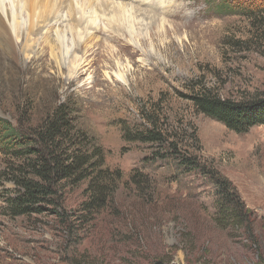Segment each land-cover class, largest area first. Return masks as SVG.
<instances>
[{
  "label": "rangeland",
  "instance_id": "obj_1",
  "mask_svg": "<svg viewBox=\"0 0 264 264\" xmlns=\"http://www.w3.org/2000/svg\"><path fill=\"white\" fill-rule=\"evenodd\" d=\"M185 2L178 17L142 15L132 28L99 19L77 48L72 76L70 55L55 59L43 40L42 59L0 46V117L32 125L60 102L74 103L107 166L122 171L100 208L87 204L84 181L64 190L61 208L19 215L5 172L14 161L0 150V264H264V125L235 132L190 99L205 89L237 100L264 92V28L222 9V0ZM67 23L53 24L51 36L63 29L71 38ZM149 120L233 183L242 227L220 221L208 176L163 158L157 144L126 138Z\"/></svg>",
  "mask_w": 264,
  "mask_h": 264
},
{
  "label": "trees",
  "instance_id": "obj_2",
  "mask_svg": "<svg viewBox=\"0 0 264 264\" xmlns=\"http://www.w3.org/2000/svg\"><path fill=\"white\" fill-rule=\"evenodd\" d=\"M222 2L225 3L222 9L228 7V11L248 16L264 28V0ZM190 99L198 112L215 118L235 132H247L253 126L264 125V92L237 100L205 89L191 95ZM148 122L145 130L135 135L126 134V138L132 142L157 144L159 149H165L163 158L170 155L182 168L208 176L220 195L217 202L220 221L242 227L244 207L237 192L233 193L236 191L233 183L215 167L202 163L197 155L182 152L181 144L159 129L158 122ZM0 150L14 161L5 172L16 188L10 203L19 215L43 213L51 210L49 206L61 208L64 190L84 181H87V204L100 208L116 191L122 178L121 169L107 166L103 146L80 124L79 111L68 101L54 106L37 124L14 125L0 117ZM140 176L136 172L132 179Z\"/></svg>",
  "mask_w": 264,
  "mask_h": 264
},
{
  "label": "bare ground",
  "instance_id": "obj_3",
  "mask_svg": "<svg viewBox=\"0 0 264 264\" xmlns=\"http://www.w3.org/2000/svg\"><path fill=\"white\" fill-rule=\"evenodd\" d=\"M116 1L118 0H0V46H6L11 54H15L17 47L21 46L28 56L31 52L34 57L42 53L39 57L42 59L46 50L40 48V41L43 40V46L49 48L55 59L61 55H70L68 66L72 76L77 74L81 65L77 48L85 45L90 38V30L96 28L99 19L105 18L110 27L118 25L119 28H125L124 26L130 24L132 28L142 15H148L153 20L160 19H157V15L178 17L186 10L187 5L185 0H181L180 4L177 0H169L168 3L167 0ZM61 19L63 23L68 22L65 26H68L71 38H68L63 29L55 30L54 36H51L53 34L49 28L55 23L58 24ZM163 21L158 24L160 28H163ZM35 48H38L36 54ZM118 77L125 80L124 74H119Z\"/></svg>",
  "mask_w": 264,
  "mask_h": 264
}]
</instances>
